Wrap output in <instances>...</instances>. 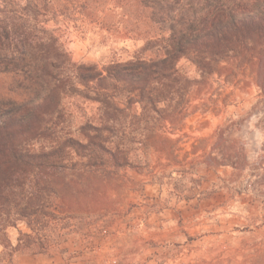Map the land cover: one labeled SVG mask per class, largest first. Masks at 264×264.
Masks as SVG:
<instances>
[{"label":"trees","instance_id":"16d2710c","mask_svg":"<svg viewBox=\"0 0 264 264\" xmlns=\"http://www.w3.org/2000/svg\"><path fill=\"white\" fill-rule=\"evenodd\" d=\"M70 25L142 45L120 49L124 58L74 62L63 41ZM255 59L264 66V0H0L3 257L44 252L59 214L78 209V198L102 199L138 147L167 143L155 129L182 113L198 83L181 60L204 80L221 62ZM79 103L94 113L76 116ZM18 226L29 234L18 231L12 246Z\"/></svg>","mask_w":264,"mask_h":264},{"label":"rangeland","instance_id":"374dc122","mask_svg":"<svg viewBox=\"0 0 264 264\" xmlns=\"http://www.w3.org/2000/svg\"><path fill=\"white\" fill-rule=\"evenodd\" d=\"M88 32H64L74 62L124 58L120 49L142 45ZM177 67L198 83L182 113L155 129L167 143L137 146L102 199L78 198V209L59 214L44 252L9 259L0 246V264H264V66L221 62L204 80L185 60ZM78 106L76 116L96 107ZM18 231L29 234L10 231L12 246Z\"/></svg>","mask_w":264,"mask_h":264},{"label":"crops","instance_id":"0c3cea01","mask_svg":"<svg viewBox=\"0 0 264 264\" xmlns=\"http://www.w3.org/2000/svg\"><path fill=\"white\" fill-rule=\"evenodd\" d=\"M221 230V229H220Z\"/></svg>","mask_w":264,"mask_h":264}]
</instances>
